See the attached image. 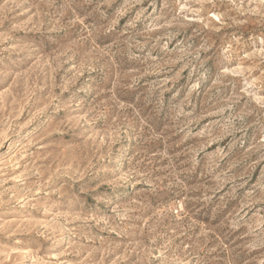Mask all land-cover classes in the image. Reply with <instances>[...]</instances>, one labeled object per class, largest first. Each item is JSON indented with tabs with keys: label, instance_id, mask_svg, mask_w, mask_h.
<instances>
[{
	"label": "rangeland",
	"instance_id": "1",
	"mask_svg": "<svg viewBox=\"0 0 264 264\" xmlns=\"http://www.w3.org/2000/svg\"><path fill=\"white\" fill-rule=\"evenodd\" d=\"M0 264H264V0H0Z\"/></svg>",
	"mask_w": 264,
	"mask_h": 264
}]
</instances>
